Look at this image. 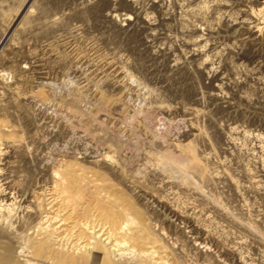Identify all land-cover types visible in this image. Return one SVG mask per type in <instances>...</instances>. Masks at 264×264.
<instances>
[{
    "label": "rangeland",
    "instance_id": "rangeland-1",
    "mask_svg": "<svg viewBox=\"0 0 264 264\" xmlns=\"http://www.w3.org/2000/svg\"><path fill=\"white\" fill-rule=\"evenodd\" d=\"M86 1L0 0V36L18 14L27 9L35 13L33 20H18L10 29L19 49L8 54L4 47L0 56V71L9 85H19L21 95L17 108L0 110V136L20 144L15 158L24 189H46L50 172L74 166L87 175V192L108 179L137 214L148 217L172 245L171 263L219 264L223 259L236 264L232 254L223 256L213 246L208 254L196 253L186 222L175 220L168 226V210L127 184L140 179L160 188L165 199L190 205L207 230L238 248L249 264H264V88L256 78H264V35L254 38L247 30L253 2L164 0L169 17L163 20L149 8V0H137L134 14L149 10L155 25L140 24L128 34L106 21L101 7L78 13ZM203 4L205 13H198ZM43 7L46 13L40 12ZM227 19L237 23L226 29ZM37 24L40 29L25 32ZM191 41L202 55L186 57ZM48 44L54 51L50 58ZM4 56L11 61H3ZM207 56L242 84L228 83L224 95L213 98L212 88L193 69ZM172 58L179 60L180 69L169 66ZM38 63L51 69L44 73ZM21 68L26 72L20 73ZM9 99L0 88V104ZM177 144L188 153L177 150ZM192 157L197 172L191 170ZM203 157L204 163L199 161ZM94 158L105 165H95ZM159 158L173 168L168 164L157 171L161 175L154 173ZM188 168L191 175L216 177L208 185L191 177L203 198L190 186L181 188L180 171L189 173ZM168 181L171 186L165 185ZM19 242L28 258L30 242L26 237Z\"/></svg>",
    "mask_w": 264,
    "mask_h": 264
},
{
    "label": "bare ground",
    "instance_id": "bare-ground-1",
    "mask_svg": "<svg viewBox=\"0 0 264 264\" xmlns=\"http://www.w3.org/2000/svg\"><path fill=\"white\" fill-rule=\"evenodd\" d=\"M63 1L65 3L69 0ZM200 1L204 2V0ZM245 1L247 4L250 3V0ZM251 2H253V5L251 3L252 7L250 6L247 10L250 18L246 27L248 32L256 38L264 35V0H251ZM122 4L124 9L120 8ZM136 5L137 0H87L79 5L77 12L82 14L88 9L101 7L99 10H101V14L106 21L110 22L117 30L131 34L138 29L140 24L145 27L155 25V19L149 10L134 14ZM148 5L149 8H153L159 13L161 19H168L169 15L166 13L164 0H149ZM106 6L107 8L104 9ZM1 8L0 6V16H2ZM47 9L43 7L40 12L46 13ZM205 11L204 4L199 5L197 8L198 13L203 14ZM23 13V15L20 13L15 16V19L11 23L9 22V26L0 36V56L1 53L6 52L4 47L8 54L19 49L11 39L10 29L18 20L26 17L31 20L35 18L33 10L28 11L27 9ZM225 22L226 29H230L237 23V20L227 19ZM52 27V25L47 26V28ZM200 27L197 26V29L201 30ZM37 29H40L38 24L34 27H28L25 32L32 33ZM152 35L155 34L152 33ZM63 44L67 45L69 43L64 40ZM188 47L187 58L202 55V49L196 47L194 42L191 41ZM47 50L50 54L48 58L54 56L50 44H48ZM220 55L218 52L215 57ZM59 56L57 54L56 57ZM212 59L209 56L202 58L193 65V69L200 72L205 83L212 88L211 96L219 99L224 95L228 83L242 84V80L229 77L223 71L214 67ZM2 60L9 62L11 57L4 56ZM44 66L48 65L38 63L37 67L43 70L44 73H48L51 67L42 68ZM169 66L176 69L181 68L177 58H172ZM21 70L20 73L26 72L23 68ZM124 73L126 74V72ZM256 78L264 88V78L262 76ZM118 87L120 88V86ZM0 88L10 95L9 102L6 105L0 104V110H7V107L17 108L21 101L19 85H9L6 82L5 73L2 71H0ZM245 99L249 100L247 97ZM5 131L9 130L6 129ZM254 137L260 139L262 135L255 133ZM3 145L4 148L1 147ZM175 147L177 150L186 152L178 144ZM20 152V144H17L15 140L0 136V264H173L170 262V255L173 251L172 245L165 241V236L160 235L162 234L161 231L156 225H152L148 217L137 214L131 205L126 202L127 200H123L124 197L120 194L119 189L118 191L113 184L108 185L106 183L108 179L95 182L92 191H88L91 194H87L89 187L86 190V186L83 184L84 181L86 182L87 175L74 166L67 165L61 172H50L48 178L51 184L48 188L40 191L25 190L24 185L26 183L23 184L19 174L21 164L15 158L16 154ZM20 156L24 157L21 158L24 160L27 154H20ZM206 160L207 157H203L199 161L204 163ZM260 162V166L264 171V159ZM93 163L95 165H105L99 159ZM168 164H171L169 167L173 168L172 163L163 160V158L157 159L156 168L153 172L157 174V171L166 170ZM182 164H184L183 161ZM197 165V160L193 158L190 165L191 170L197 172ZM151 169H153V166ZM189 169V173L178 170L182 178L181 188L188 189L190 186L194 193L204 197L200 188L192 185L191 177H196L201 183L207 185L216 177L205 173L191 175ZM100 174L103 176L104 173ZM158 174L161 175V173ZM104 177H106L105 174ZM128 181L127 184L141 192V195L150 197L159 206L168 210L172 218L168 222V226L175 220L186 222L188 229L186 231L191 239V246L196 253L200 255L208 254L210 246H213L223 256L228 253L232 254L235 257L236 264H249L242 258L238 248L227 246L220 236L209 232V229L207 230V227L199 221L197 214L190 205L179 204L177 200H170L169 197L165 199L164 194L162 195L161 190L159 191L160 188H152L140 179H129ZM169 181L165 185L171 186ZM47 182L49 181L47 180ZM252 185H256V182L253 181ZM24 237L30 242L28 243L29 246L26 245L31 252L28 258L22 255L21 251L24 250L25 245H20L19 242ZM7 240H9V244ZM218 263L226 264L223 259H219Z\"/></svg>",
    "mask_w": 264,
    "mask_h": 264
}]
</instances>
